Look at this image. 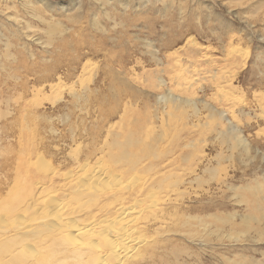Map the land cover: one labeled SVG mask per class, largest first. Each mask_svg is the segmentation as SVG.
I'll use <instances>...</instances> for the list:
<instances>
[{
  "label": "rangeland",
  "instance_id": "obj_1",
  "mask_svg": "<svg viewBox=\"0 0 264 264\" xmlns=\"http://www.w3.org/2000/svg\"><path fill=\"white\" fill-rule=\"evenodd\" d=\"M147 145L164 161L100 193L139 199L127 219L146 247L127 263L264 264V0H0L4 225L25 192L38 204L20 224L69 218L80 165ZM46 234L30 254L9 246L27 264L92 263Z\"/></svg>",
  "mask_w": 264,
  "mask_h": 264
},
{
  "label": "bare ground",
  "instance_id": "obj_2",
  "mask_svg": "<svg viewBox=\"0 0 264 264\" xmlns=\"http://www.w3.org/2000/svg\"><path fill=\"white\" fill-rule=\"evenodd\" d=\"M109 71L111 76L113 72L111 73L112 70ZM109 71L107 72L109 73ZM108 75L109 74H107V76ZM111 78H113V75ZM171 97L163 96L164 98L163 101L167 102L169 99H171ZM239 131L240 130H235L230 132L236 138L238 143L242 142V140H240L236 134ZM154 139L155 138H153V140ZM152 146L154 145H147L144 149L145 151L142 152L143 154H139L140 157L134 156L130 158V156H127L126 154L117 156L109 152L108 159L106 160V162L103 160L101 161L98 160L97 163L93 164L92 166L88 165V163L87 164L84 163L80 165L79 166L80 169L77 172L76 176L74 175L75 176L74 177L70 174L69 177V179L74 177L68 182V187L72 190L71 191L72 197L70 200L73 206L71 207L72 211H70L71 215L67 219L64 217L65 215H63L65 219H57V220L46 219V220H42L41 223L36 225L35 224L22 225L20 224L21 217L19 218L18 216L19 214H17L18 210L22 206L23 211L28 212L29 211L28 209H32V204L35 203V205H37L38 202L36 201L35 198L30 197L29 194L26 192L14 198L11 203V206L7 208V212L10 213L11 216V224L6 226V224L5 225L3 224L2 222L3 220L1 219L0 222L2 223H0V231L1 230L4 231V234L13 231L15 233L16 239H13L14 244L12 243V239L11 240L9 239L8 244L6 243V241L0 242V264H6V263L27 264L24 260H21L23 258L20 254L23 253L19 251V247L21 251L24 250V252L27 251V253H29L30 250H32V248L35 247L33 242L34 243L39 242L38 238L40 236L42 237L41 234H45V236H47L46 233H48L50 239L52 238V241L58 242L59 244L64 236L69 237L70 241L72 242L71 244L73 246V249L78 247L77 251L79 252H81L82 248L88 247L90 249L89 253L92 258L91 264H105L106 263L105 258L107 256L113 259L112 264H128L127 262L130 259L135 257L137 258V256H139L144 250V247H146V244L143 243L147 239L146 238L140 239L135 236L136 232L143 231V226L141 225L142 221H140L139 218H135V217H134L135 219L128 220L127 216H128V211L130 210L133 211V208L137 206V203L139 204V202L137 201L139 199H137L133 204H128V202L130 201V199L128 198L129 192L128 194L125 190H124L125 192H122L123 189L122 187H120L122 188L120 192H122L123 195L124 193H126L128 196L124 197L121 195L116 196L115 194H112L110 196L103 198L100 195V193L102 194V191H104L103 189H105L108 180H111L116 176H121V175L129 176L132 173L134 174V171L136 170V166L138 165L139 161L142 159L145 160L151 158L150 161L151 160L152 161L151 163H149L150 166L154 165V167L155 166L158 167V165L160 164L158 162L159 161L163 162L165 156L163 155V153H161V151H159L160 153L157 152L156 149L155 152H151L150 149ZM153 159H156L155 161H158L156 165L154 164L155 162L153 163ZM151 170L153 169H150L149 172H152ZM152 185H153L152 183H149L148 185L140 189L139 192L142 193L145 190H146L145 192H149ZM71 194L68 193V195L70 196ZM141 195L144 196L145 194H141ZM133 198L134 197H131V199ZM31 219L32 217H30V220ZM22 221L25 220L22 219ZM53 235L55 236L61 235V237L58 239V238H54L55 236L53 237ZM84 244H86L87 246H83ZM9 245L19 246L17 247L18 250L16 247L14 248L16 249L15 250L16 253L13 252L12 249L13 246L10 247ZM6 253L9 254V257L7 260H3Z\"/></svg>",
  "mask_w": 264,
  "mask_h": 264
}]
</instances>
